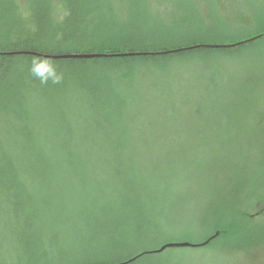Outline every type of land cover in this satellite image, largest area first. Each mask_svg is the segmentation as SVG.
<instances>
[{
  "label": "rangeland",
  "instance_id": "obj_1",
  "mask_svg": "<svg viewBox=\"0 0 264 264\" xmlns=\"http://www.w3.org/2000/svg\"><path fill=\"white\" fill-rule=\"evenodd\" d=\"M133 1L148 15L139 26L147 24L143 33L188 11L205 16L208 7L207 14L237 27L264 10V0ZM104 3L120 20L128 17L131 0ZM104 3L100 17L108 14ZM21 10L26 13V6ZM127 23L119 27L135 33ZM183 62L130 68L128 76L121 69L88 67L87 86L118 98L112 101L115 116L126 129L115 155L120 165L109 151L111 140L103 138L108 125L102 112L81 89L65 87L53 94L57 102L50 96L29 100L35 140L53 149L48 155L55 164L48 174L20 176L36 203L31 214L30 207L18 215L21 221L14 217L16 205L0 195V264H79L93 255L121 253L134 241L130 203L149 221L146 238L158 247L192 244L168 247L171 264H264V200H256L264 197V43L240 54ZM1 137L15 155L11 129ZM230 223L232 229L207 232L212 224ZM204 236L217 239L210 246L192 243Z\"/></svg>",
  "mask_w": 264,
  "mask_h": 264
},
{
  "label": "trees",
  "instance_id": "obj_2",
  "mask_svg": "<svg viewBox=\"0 0 264 264\" xmlns=\"http://www.w3.org/2000/svg\"><path fill=\"white\" fill-rule=\"evenodd\" d=\"M23 1L24 4H19L18 0H0V195L4 196L6 203L16 205L14 217L17 219L22 217L25 208L31 207L29 212L26 211L31 214V209L36 205L31 197L26 196L27 188L20 176L28 173L48 174L53 166L52 161L55 164L48 155L53 149L41 143L39 139L35 140L33 123L29 121L28 116L30 99L42 100L50 96L47 98L49 101L57 102L58 96L53 94L60 91L62 93L65 87L72 90L81 89L89 103L102 112L108 125L104 128L106 131L103 133L105 136L103 138L111 140L109 151L120 165L121 160L115 155L119 153V143L121 146L125 138L123 130L126 129L119 122L121 119L115 116L118 108L113 102H118V98L115 99L112 92L111 95L97 87L87 86L91 79L87 73L89 66L121 69L122 72L125 71L124 75L128 76L127 72L130 68H133L132 72H134L137 67L145 65L169 67L181 61L191 63L195 60H209L215 55L240 54L245 48L264 43V10L260 12L261 14H255L249 23L237 27L228 19L220 17L221 15L207 14L210 8L208 7L204 9L205 16L188 11L181 19L170 18L165 21L167 24L164 25L165 27L153 24L154 27L150 26V29L148 27L143 33L147 24L143 27L139 26H142V17L146 18L148 15L133 0L128 17L121 20L119 16L109 13L112 10L111 6L108 11L109 4H105L104 0H58L57 5L53 4V0ZM103 3L108 13L107 17L104 14L105 17L99 16L101 13L98 9H101ZM24 6L26 13L21 10ZM119 22L127 23L132 29L137 30V34L126 33L127 28L119 27L123 25ZM109 28L116 32H109ZM216 44L231 45L211 46ZM83 54L93 56H71ZM34 60L49 61L61 76L60 82L41 83L30 71ZM131 73L129 75H132ZM101 80L94 82H98L97 86H99V83L104 82ZM109 100L113 101L112 107L109 105ZM8 128L11 129L12 136L17 142L14 149L20 154L15 153L20 156L18 162L14 154L8 153L1 137V133ZM109 128L110 133L107 132ZM40 132L44 130L41 129ZM216 198H211V202L217 203ZM256 200L263 202L264 197H257ZM229 203L232 205L231 202ZM19 204L20 207H17ZM130 204L133 208L132 212L136 215L133 216L136 218L131 227L134 241L124 244L121 253L93 255L79 264H171L169 256L164 252L172 248H166L161 252L154 251L159 248L157 243L146 238L149 221L143 213L135 209V204ZM229 211L232 213L234 210ZM244 213H241V217ZM255 213L251 214L255 215ZM24 220L22 218V222ZM25 223H28V220H25ZM230 224L227 227L212 224L207 232L218 230L223 232L230 226L232 229L233 225ZM260 226L261 224L258 228ZM251 231L252 229L248 228L245 235H249ZM207 236L199 242L192 243L198 244L197 246H210L217 239V236L211 238ZM238 240L235 241L237 246H239ZM261 242L262 240H259L257 243ZM27 246L33 248V243L27 242ZM185 247L187 246L182 248Z\"/></svg>",
  "mask_w": 264,
  "mask_h": 264
},
{
  "label": "clouds",
  "instance_id": "obj_3",
  "mask_svg": "<svg viewBox=\"0 0 264 264\" xmlns=\"http://www.w3.org/2000/svg\"><path fill=\"white\" fill-rule=\"evenodd\" d=\"M30 71L41 81V83H59L61 76L55 67L47 60H34Z\"/></svg>",
  "mask_w": 264,
  "mask_h": 264
},
{
  "label": "water",
  "instance_id": "obj_4",
  "mask_svg": "<svg viewBox=\"0 0 264 264\" xmlns=\"http://www.w3.org/2000/svg\"><path fill=\"white\" fill-rule=\"evenodd\" d=\"M240 42H242V41H240ZM236 43H238V42H236ZM236 43H233V44H236ZM232 44V45H233ZM229 45H231V44H216V45H211V46H229ZM72 57H91V56H93V55H89V54H83V55H71ZM205 242H207V241H205ZM192 244L191 243H189V242H187V241H181V242H178V243H171V242H169V243H165V244H163L162 246H160L159 248H157V249H155V251H157V252H160V251H162L163 249H165V248H167V247H174V246H191Z\"/></svg>",
  "mask_w": 264,
  "mask_h": 264
},
{
  "label": "bare ground",
  "instance_id": "obj_5",
  "mask_svg": "<svg viewBox=\"0 0 264 264\" xmlns=\"http://www.w3.org/2000/svg\"><path fill=\"white\" fill-rule=\"evenodd\" d=\"M106 255H113V254H111V253H108V254H106Z\"/></svg>",
  "mask_w": 264,
  "mask_h": 264
}]
</instances>
